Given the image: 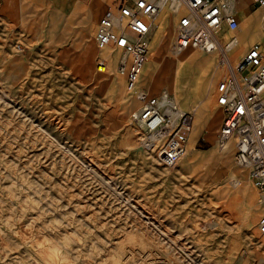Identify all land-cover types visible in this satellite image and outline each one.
<instances>
[{"label": "rangeland", "instance_id": "1", "mask_svg": "<svg viewBox=\"0 0 264 264\" xmlns=\"http://www.w3.org/2000/svg\"><path fill=\"white\" fill-rule=\"evenodd\" d=\"M98 1L0 0V264L264 263L255 184L234 151L221 164L217 157L232 149L221 152L219 129L211 134L202 113L209 105L223 119L211 83L229 73L225 54L191 48L178 56L177 19L165 10L153 21L140 86L178 100L176 126L187 137L185 156L166 166L141 144L132 121L141 104L118 74L122 56L111 48L112 62L100 65L94 35L106 10L84 28ZM245 6L263 19L264 8L238 0L236 11L242 29H260L264 47V20L252 32ZM120 8L108 16L116 20ZM194 52L195 64L175 77L179 57ZM240 185L255 191L257 207Z\"/></svg>", "mask_w": 264, "mask_h": 264}, {"label": "built area", "instance_id": "2", "mask_svg": "<svg viewBox=\"0 0 264 264\" xmlns=\"http://www.w3.org/2000/svg\"><path fill=\"white\" fill-rule=\"evenodd\" d=\"M175 1L185 4L188 13L181 16L172 46L176 52L198 49L203 52L220 50L228 43V31L238 28L235 3L238 0H125L116 20L107 14L97 24L96 42L106 45L116 29V49L128 57L126 88L141 104L144 145L152 142L158 158L166 166H174L186 152L187 137L179 126L167 127L161 103L167 92L150 95L139 87L142 69L149 51L152 18L164 4ZM264 7V0H251ZM103 62L100 65L103 66ZM232 67V66H231ZM217 103L224 114L217 134V144L226 147L234 142L235 163L246 170L264 199V47H250L237 67L231 68L217 86ZM139 122V120H138ZM259 232L264 235V211L259 220ZM250 264H264L253 261Z\"/></svg>", "mask_w": 264, "mask_h": 264}, {"label": "bare ground", "instance_id": "3", "mask_svg": "<svg viewBox=\"0 0 264 264\" xmlns=\"http://www.w3.org/2000/svg\"><path fill=\"white\" fill-rule=\"evenodd\" d=\"M236 5H237V2L235 3V7H236ZM259 8H264V7H259ZM165 10H168V11H170V13H172L173 14V16L177 19V22H176V26H175V39H176V27H177V23H178V20H179V18L181 17V16H183V15H185V14H187L188 13V8H187V6L185 5V4H183V3H181V2H177V1H175V3H174V5L172 6V5H168V4H164V5H162L161 6V9L159 10V12L152 18V24H151V29H150V32H149V36L151 35V32H152V29L154 28V24H153V21L155 20V19H157V18H159L160 17V15L162 14V12L163 11H165ZM120 12V11H119ZM239 27H240V25L238 26V28L237 29H235V30H233V31H230V32H234V31H237L238 29H239ZM117 30L115 29L114 30V33L112 34V36L110 37L111 39L109 40V42L106 44V45H104L103 47H99V46H97L98 47V49H103V48H105V47H107L108 45H113L114 46V51H116L117 53H119L121 56H122V62H120V64L118 65V74L120 75V76H122L123 78H125V80L127 79V69H128V57L127 56H123V54H122V52L120 51V50H118V49H116V44H115V34H117ZM96 33H97V25H96V29H95V35H94V38H96ZM166 38H167V30H166V33H165V35H164V37L162 38V40H163V44L165 43V41H166ZM224 40L228 43V45H227V47L225 48V50H223V53L225 54V57H226V59H225V63L227 64V68H228V70H230L232 67L233 68H235V67H237L238 66V64L237 65H234V63H232V61L233 62H235V60H234V56H235V51H237L236 50V48L240 45V43H239V40L235 37V36H232V37H230L229 39H226V35H225V37H224ZM174 42H175V40H174ZM174 44V43H173ZM255 44H261V42H255L253 45H255ZM252 45V46H253ZM173 46V45H172ZM251 46V47H252ZM150 47H151V40H150V46H149V51H150ZM149 51H148V54H149ZM187 51H189V49H186V50H184V51H181V52H176V51H174L173 50V48H172V52H174V53H176V55H178V56H180V55H182V54H184V53H186ZM218 52H221L220 50H215V51H211V53H218ZM230 52L232 53V61H231V59L229 58V56H230ZM196 53L197 52H194V53H188V55L187 56H185V57H179V59H178V61H180V63H179V67L182 65V64H185L186 62H189V61H192V59H193V61L194 60H196ZM246 53V52H245ZM148 54H147V57H148ZM176 55H174V56H176ZM245 55V54H244ZM243 55V56H244ZM242 56V57H243ZM146 60L147 59H145V63H144V66H143V69H142V74H143V71H144V68H145V64H146ZM232 66V67H231ZM153 76H154V74H153ZM141 77H142V75H141ZM140 81H141V78H140ZM140 81H139V87L141 88V86H140ZM156 81H157V79H155L154 77H151V80H150V82H151V84H150V90L151 91H155V90H157L158 89V86L156 85ZM125 87H126V85H125ZM126 91H127V88H126ZM149 93V92H148ZM136 99V98H135ZM137 102H139L138 100H137ZM139 105H140V103H139ZM161 106H163V109H164V117H165V120H167V127H169V128H173V127H175L176 125H178L179 123H180V119H181V117L183 116V113H184V110L180 107V105H179V102H178V100L176 101H174L173 99H170V98H167L166 100H164L162 103H161ZM140 113H141V107L140 108H138V110H136L135 112H133V114H132V121H134V120H139V122H138V124L140 125V126H143V124H142V122H141V120H140ZM144 127V126H143ZM132 139H134V138H132ZM139 139L141 140V144L144 146V147H148V148H151V149H153V150H155V153H156V156H157V158H158V152L156 151V149L154 148V142H159L160 140V138L159 137H157L156 135H153L152 136V142L150 143V144H143L144 143V134L142 135V136H140L139 137ZM186 147H187V144H186ZM218 147L220 148V150H221V152H226V150H229V149H232V150H229L226 154H224L222 157H220V156H218L217 158L219 159V161L221 162V164H227L228 162H229V158H228V154L230 153V152H232V151H234V142H230L226 147H220L219 145H218ZM185 156V154L178 160V162L177 163H179L181 160H182V158ZM159 159V158H158ZM234 161H235V158H234ZM236 164V163H235ZM237 166V165H236ZM238 167V166H237ZM240 168V167H239ZM244 170V169H243ZM248 175V174H247ZM255 184V183H254ZM255 186V188H256V191H257V194H258V197H259V200H260V202H261V205H262V213H263V211H264V199H262L261 197H260V194H259V191H258V188H257V186H256V184L254 185ZM256 193H255V191L253 190V193H252V203L254 204V206L255 207H257L258 206V200H257V205H255L256 204ZM238 202H239V200L238 199H234V200H232V202L230 203L232 206V208H231V210L233 209V208H236V206L238 205ZM230 207V206H229ZM262 213H261V215H262ZM261 215H260V217H261ZM259 220H260V218H259ZM258 230H259V226H258ZM260 233V232H259ZM261 235V234H260ZM261 236H263V235H261ZM177 249V248H176ZM179 250H180V248H178ZM177 249V250H178ZM151 253V252H150ZM157 260V259H156ZM155 260V261H156ZM254 261H257L258 263H260L259 262V260H254ZM154 262V261H153ZM156 263V262H155ZM158 263H161V264H167V263H164L163 261H161L160 260V262H158ZM241 263H242V261H241ZM251 263H253V261L251 262ZM151 264V263H150Z\"/></svg>", "mask_w": 264, "mask_h": 264}, {"label": "crops", "instance_id": "4", "mask_svg": "<svg viewBox=\"0 0 264 264\" xmlns=\"http://www.w3.org/2000/svg\"><path fill=\"white\" fill-rule=\"evenodd\" d=\"M125 0H100L98 1L96 4V9H93L91 11V14L89 16L88 19H82L83 23H84V28H87L90 26H92L94 24V21L96 19V17H98V14L104 10H106V14L109 15V11L112 10L115 8V5L117 4L118 5V9L120 8V6L124 3ZM251 4V3H250ZM248 4V5H250ZM236 11L237 10V5L235 7ZM242 11L244 12V14H246V18L248 20H250V23L252 25H254V27L252 26V29L251 31L254 32L256 27L257 26V23L256 25L254 24L257 20L259 21V19L261 20H264L261 16L259 15H256V16H253V17H250L247 13V9H246V6L242 8ZM87 14V12H86ZM54 14H52L53 16ZM161 16V15H160ZM54 18V16H53ZM158 19V18H157ZM156 19V20H157ZM257 21V22H258ZM160 26H158L156 24V26H158L160 28V31L161 29H165L166 31V23L162 22L161 24H159ZM241 31L240 35L239 36H235L238 40H239V50L235 51V62L232 61V53L230 52V56L229 58L231 59L232 63H234V65H237L238 64V58H239V55L242 54V56L245 54V48L247 46L250 45V47L253 45V41H257L259 42L260 40H258L259 38H262L260 36V29L259 31H257L256 33H251L249 34L248 30L246 29H242L241 26L239 27V29ZM90 32V31H89ZM162 33V31H161ZM86 34V33H85ZM87 35V34H86ZM90 36V33L88 34ZM165 35V34H164ZM161 36V39L164 37ZM226 39H229L228 36H226ZM111 48H113L114 50V46L113 45H108L107 47L103 48V49H99L100 50V58H101V61L100 63H104L103 66H107L108 64L110 65V63L112 62V53H111ZM89 52L90 49L88 50ZM244 52V53H243ZM109 62V63H108ZM180 63V61H178ZM195 64V62H186L185 64H182L179 68V71L177 72L176 76L175 77H178L179 74H180V71L182 69L183 66L187 65L189 66L190 68L192 67V64ZM197 64V63H196ZM197 71H199L200 73H205L208 71V68L207 66L205 65L204 67L200 66L199 64L197 65ZM226 75V74H225ZM219 79H222V76H220L219 74H217V76L214 78V80H212V83H211V86H212V91L213 93L217 92L216 89H215V84H216V81L219 80ZM112 77H111V81H112ZM112 84V83H111ZM113 86H114V83H113ZM176 88V87H175ZM198 104V105H197ZM196 104V108L199 106V103ZM218 104V103H217ZM202 113L205 114L206 116H208V131L211 133V134H214L219 128H220V123H221V117H220V113H216L212 110V108L209 106V105H205L203 108H202ZM194 144V140L192 141V143L190 144L191 147L193 146ZM240 188H242V190H244L247 195L249 196L250 195V192L253 193V189L252 188H246L244 185H240Z\"/></svg>", "mask_w": 264, "mask_h": 264}]
</instances>
